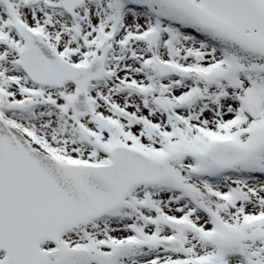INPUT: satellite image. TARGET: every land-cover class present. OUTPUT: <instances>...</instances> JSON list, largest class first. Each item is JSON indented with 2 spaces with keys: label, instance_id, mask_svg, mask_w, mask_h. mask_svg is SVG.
Wrapping results in <instances>:
<instances>
[{
  "label": "snow or ice",
  "instance_id": "6c2138e0",
  "mask_svg": "<svg viewBox=\"0 0 264 264\" xmlns=\"http://www.w3.org/2000/svg\"><path fill=\"white\" fill-rule=\"evenodd\" d=\"M0 264H264V0H0Z\"/></svg>",
  "mask_w": 264,
  "mask_h": 264
}]
</instances>
